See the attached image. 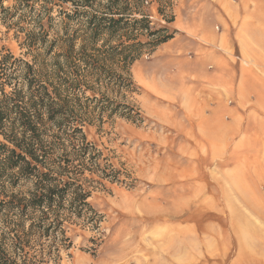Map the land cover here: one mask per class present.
I'll use <instances>...</instances> for the list:
<instances>
[{"label": "trees", "instance_id": "trees-1", "mask_svg": "<svg viewBox=\"0 0 264 264\" xmlns=\"http://www.w3.org/2000/svg\"><path fill=\"white\" fill-rule=\"evenodd\" d=\"M142 1L16 0L5 8L0 0L3 23L17 18L23 51L0 52V264L59 262L73 247L72 226L99 228L92 177L112 176L85 128L116 117L144 122L126 101L137 89L132 66L176 33L154 28Z\"/></svg>", "mask_w": 264, "mask_h": 264}, {"label": "rangeland", "instance_id": "rangeland-1", "mask_svg": "<svg viewBox=\"0 0 264 264\" xmlns=\"http://www.w3.org/2000/svg\"><path fill=\"white\" fill-rule=\"evenodd\" d=\"M2 2L11 8L16 0ZM185 2L143 0L139 11L151 17L154 28L172 32L177 27L166 20L186 11ZM58 10L53 13L55 31L60 29ZM4 16L0 9V52L8 50L20 58L23 51L13 25L17 18L7 21L9 27ZM21 23L30 27L27 19ZM49 39H55L54 33ZM161 46L131 69L137 89L127 93L126 101L141 112L144 122L116 117L105 120L102 128H85L88 140L102 152L101 168L112 176L92 177L89 201L102 216L99 228L72 226V249L61 261L47 264H264V66L246 60L245 53L234 54L242 58L238 63L243 68L235 91L224 96L236 113L225 115V121L239 124L220 130L232 135L225 150L216 147L210 155L187 157L179 149L187 144L183 136L189 124L198 119L189 122L177 100L159 97L151 89L162 75L173 74L171 64L157 59ZM188 179L194 188L182 185ZM188 194L196 197L191 206L194 221L183 214L188 206L181 199ZM177 211L179 218H172ZM156 241L163 249L129 248L131 243Z\"/></svg>", "mask_w": 264, "mask_h": 264}, {"label": "crops", "instance_id": "crops-1", "mask_svg": "<svg viewBox=\"0 0 264 264\" xmlns=\"http://www.w3.org/2000/svg\"><path fill=\"white\" fill-rule=\"evenodd\" d=\"M185 3L186 11L179 10L180 16L175 18V37L163 44L161 54H157L158 60L173 66V74L162 75L151 84V89L159 97L177 100L189 122L198 119L197 123L189 124L183 136L187 144L179 149L187 157H196L210 155L216 147L225 150L232 135L220 130L239 124L237 120L230 124L225 121V115L236 113L226 106L224 96L235 91L237 75L243 68L238 63L242 58L234 54L245 53L246 60L264 66V0ZM187 177L190 179V175ZM189 179L182 185L194 188ZM181 201L188 206L183 214L187 213V220L194 221L191 206L195 205L196 197L188 194ZM179 216L178 211L172 214V218ZM129 248L131 252L163 249L159 241L145 246L131 243Z\"/></svg>", "mask_w": 264, "mask_h": 264}, {"label": "bare ground", "instance_id": "bare-ground-1", "mask_svg": "<svg viewBox=\"0 0 264 264\" xmlns=\"http://www.w3.org/2000/svg\"><path fill=\"white\" fill-rule=\"evenodd\" d=\"M252 204H253V203H252ZM255 211H257V210H255ZM260 218L264 220V216H263V215H261ZM250 226H251V225H250ZM252 228H253V227H252ZM257 232H258V235L262 234V232H261L259 229L257 230ZM263 243H264V241H263Z\"/></svg>", "mask_w": 264, "mask_h": 264}]
</instances>
